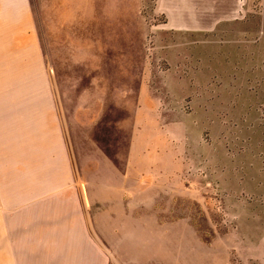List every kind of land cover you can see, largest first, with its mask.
<instances>
[{"label":"rangeland","instance_id":"rangeland-1","mask_svg":"<svg viewBox=\"0 0 264 264\" xmlns=\"http://www.w3.org/2000/svg\"><path fill=\"white\" fill-rule=\"evenodd\" d=\"M31 1L80 187L98 200L91 215L104 208L105 192L140 194L128 198V214L112 220L110 264H264V196L218 177L216 166L205 180L197 166L175 174L167 158L153 165L154 146H165L156 125L166 126L168 108L188 109L174 78L190 66L171 46L199 38L174 32L159 0ZM245 9L264 45V0ZM177 139L183 148L184 134ZM140 170L144 183L135 180ZM100 223L103 239L110 233L104 217Z\"/></svg>","mask_w":264,"mask_h":264},{"label":"crops","instance_id":"crops-1","mask_svg":"<svg viewBox=\"0 0 264 264\" xmlns=\"http://www.w3.org/2000/svg\"><path fill=\"white\" fill-rule=\"evenodd\" d=\"M249 3L159 0L174 32L199 39L171 46L190 66V74L174 78L184 85L177 95L188 109L178 114L172 106L166 126L156 125L165 146H154L152 161L167 158L175 174L184 165L188 174L199 167L205 180L216 166L218 177L264 196V45L247 17ZM178 134H184L183 148ZM164 152L168 157L159 156ZM140 171L135 180L144 183ZM139 195L105 192L104 208L91 215L98 200L80 187L75 172L32 1L0 0V264H110L112 220L128 214V198ZM103 217L110 234L102 239Z\"/></svg>","mask_w":264,"mask_h":264}]
</instances>
